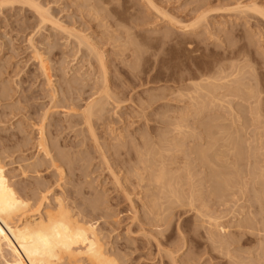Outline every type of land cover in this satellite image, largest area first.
I'll return each instance as SVG.
<instances>
[{
	"label": "rangeland",
	"instance_id": "1",
	"mask_svg": "<svg viewBox=\"0 0 264 264\" xmlns=\"http://www.w3.org/2000/svg\"><path fill=\"white\" fill-rule=\"evenodd\" d=\"M0 160L114 264H264V0H0Z\"/></svg>",
	"mask_w": 264,
	"mask_h": 264
},
{
	"label": "bare ground",
	"instance_id": "2",
	"mask_svg": "<svg viewBox=\"0 0 264 264\" xmlns=\"http://www.w3.org/2000/svg\"><path fill=\"white\" fill-rule=\"evenodd\" d=\"M205 82L207 84L210 80ZM90 107L87 109L89 114ZM39 145L45 144L39 143ZM42 146L41 148L44 147ZM43 150L47 151L46 148ZM168 183L170 185L169 181ZM172 187L175 185L167 188L169 190ZM175 190L172 188L169 191L171 195L176 194L177 190ZM29 199L12 181L11 173L0 160V262L2 264H64L63 261H67L68 264H80L81 261V263L85 261V264L115 263L105 253L94 223L73 218L60 201L55 210L46 208L42 211L45 194L36 203V207L34 206L35 210L32 209L36 212L28 214L27 211L30 212L29 208H32Z\"/></svg>",
	"mask_w": 264,
	"mask_h": 264
}]
</instances>
